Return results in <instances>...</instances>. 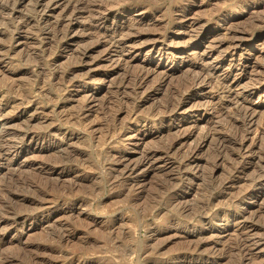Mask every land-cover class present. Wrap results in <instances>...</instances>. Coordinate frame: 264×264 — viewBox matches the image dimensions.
Returning <instances> with one entry per match:
<instances>
[{
    "label": "rangeland",
    "instance_id": "1",
    "mask_svg": "<svg viewBox=\"0 0 264 264\" xmlns=\"http://www.w3.org/2000/svg\"><path fill=\"white\" fill-rule=\"evenodd\" d=\"M9 1L4 264H264V0Z\"/></svg>",
    "mask_w": 264,
    "mask_h": 264
},
{
    "label": "bare ground",
    "instance_id": "2",
    "mask_svg": "<svg viewBox=\"0 0 264 264\" xmlns=\"http://www.w3.org/2000/svg\"><path fill=\"white\" fill-rule=\"evenodd\" d=\"M10 4H11V2H10L9 0H6V2H5V6H4L3 10L8 9ZM105 20H106V16H105V17H101V16H100V17H97L95 21H96V22H98V21H100V22H104ZM236 46H238V44H236ZM238 109H240V108H238ZM240 111H241V110H240ZM239 114H240V113H239ZM132 119H133V118H132ZM135 119H136V118H135ZM135 119H133V120H135ZM129 120H130V119H129ZM243 120H244V119H243ZM231 121H232V120H231ZM233 121H234V120H233ZM237 122H238V121H234V122H233V126H235L236 128L239 127V125H240V124L237 123ZM239 129H240V128H239ZM49 131H50V130H49ZM234 137H235V136H234ZM220 138H221L220 141L218 140V141H219V142H218V144H219V148L217 147L218 149H220V150L222 149V150H223V148H228V147H230V146H232V145L234 146L235 140H234L232 137H225V138L220 137ZM203 142H204V141H203ZM237 142H238V141H237ZM216 146H218V145H216ZM230 148H231V147H230ZM156 149H157V148H156ZM150 150H151V149H150ZM218 151H219V150H218ZM225 151H226V150H225ZM12 152H17V149H14V146H13V145H10V144H6V145L2 144V145H1V144H0V158H4V157H7V156H10L9 153H12ZM153 152H154V151H153ZM153 152H151V153H153ZM218 153H219V155H220V152H218ZM222 153H223V152H222ZM153 154H154V153H153ZM153 154H152V155H153ZM149 157H150L149 155H146L145 160H147ZM7 158H8V157H7ZM237 164H238V163H237ZM237 164H235V165H237ZM134 165H135V164H134ZM134 165H133V166H134ZM233 165H234V164H233ZM262 165H263V164H262ZM135 166H136V165H135ZM230 166H232V165H230ZM131 167H132V166H131ZM235 168H236V166H235ZM240 168H241V167H240ZM129 169H130V168H129ZM231 169H232V168H231ZM261 169H262V166H261ZM131 170H134V168H131ZM131 170H130V171H131ZM235 170H236V169H235ZM237 170H238V169H237ZM203 171H204V170H203ZM230 171H231V170H230ZM232 171H234V169H233ZM260 171H261V172L259 173L258 178L261 179V178H264V168H263L262 170H260ZM204 174H207V173H205V171H204ZM204 174H203V176H204V178H205V175H204ZM249 178H250V177H249ZM249 178H248V179H249ZM253 178H254V177H253ZM168 179H169V178H168ZM254 179H255V178H254ZM260 179H259V180H260ZM207 180H209V179H207ZM205 181H206V180H204V182H205ZM246 181H247V180H246ZM249 181H253V180L250 179ZM257 181H258V180H257ZM165 182H166L165 184H164V182H162L163 184H162V186H161V188H160L161 191L163 192V194H166V193H164V192H166V191L168 190V188H170V187H168L169 185L172 186V184H171L169 181H168V182H169L170 184L167 183V178L165 179ZM173 182H174V181H173ZM207 182H208V181H206L205 183H207ZM210 182H211V181H209L208 183H210ZM212 182H213V181H212ZM255 182H256V181H255ZM122 183H123V182H122ZM122 183H120V184H122ZM205 183L203 184L204 186H205ZM248 183H249V182H248ZM252 183H253V182H251V184H252ZM123 184H124V183H123ZM168 184H169V185H168ZM212 184H214V182H213ZM212 184H211V183L209 184V186L211 187V190H213V189H212ZM124 185L126 186V184H124ZM207 185H208V184H207ZM221 185H222V184H220V186H221ZM209 186H208V187H209ZM216 186H219V185L216 184ZM216 186L214 185V189H215ZM247 186H248V185H247ZM206 187H207V186H206ZM206 187H204V188L206 189ZM210 187H209V189H210ZM247 188H248V187H247ZM209 189H207V190L209 191ZM207 190L205 191L206 193L208 192ZM211 190H210V191H211ZM245 190H246V189H245ZM161 191H160V192H161ZM169 191H170V189H169ZM167 192H168V191H167ZM205 192H204V193H205ZM204 193H203V194H204ZM206 193H205V194H206ZM213 193H214V192H213ZM210 194H211V193H210ZM161 195H162V194H161ZM169 195H170V194H166V195H164V196H165V198H166V197H169ZM207 195H208V194H206L205 196H207ZM211 195H213V194H211ZM162 197H163V196H162ZM203 198H204V197H203ZM207 198H209V197H207ZM207 198H206V199H207ZM207 201L210 202V200H207ZM212 201H213V200H211V202H212ZM208 202L206 203V205L204 204V207H205V206L208 207V206L210 205ZM211 202H210V203H211ZM207 210H208V208H207ZM59 230H60V228H59ZM61 231L63 232V231H66V230H63V229H62ZM58 232H60V231H58ZM62 232H61V233H62ZM63 234H64V232H63ZM58 235H59V234H58ZM60 235H61V234H60ZM60 235H59V236H60ZM64 235H66V234H64ZM64 235H61V236L64 237ZM61 236H60V237H61ZM68 236H69V235H68ZM66 239H67V238H66ZM238 246H239V245H238ZM71 253H72V252H71ZM71 253H70V255H71ZM73 253H74V252H73ZM75 253H76V252H75ZM78 253H79V251H78ZM78 253H77V254H78ZM82 253H83V252H82ZM82 253H81V254H82ZM2 254H3V253H2ZM77 254H75V255H77ZM83 254H84V253H83ZM64 255H65V254H64ZM68 255H69V254H68ZM79 255H80V253H79ZM84 255H85V254H84ZM0 256H2L1 253H0ZM72 256H73V255H72ZM72 256H69L68 258H71ZM82 256H83V255H82ZM82 256H81V257H82ZM6 257H7V256H6ZM73 257H74V256H73ZM73 257H72V258H73ZM65 259H67V258H65ZM6 260H7V259H6ZM6 260L0 258V264H4V262H5ZM68 260H69V259H68ZM68 260H67V261H68ZM70 260H71V259H70Z\"/></svg>",
    "mask_w": 264,
    "mask_h": 264
}]
</instances>
